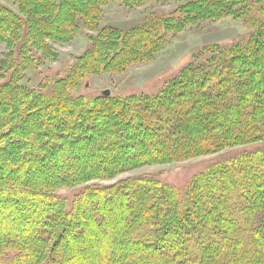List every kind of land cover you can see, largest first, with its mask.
I'll use <instances>...</instances> for the list:
<instances>
[{
    "label": "trees",
    "instance_id": "1",
    "mask_svg": "<svg viewBox=\"0 0 264 264\" xmlns=\"http://www.w3.org/2000/svg\"><path fill=\"white\" fill-rule=\"evenodd\" d=\"M48 3L55 11L56 20H62L61 13L66 7L64 8L59 0H48ZM75 3L68 0L67 8L76 9ZM235 3L233 0H227V3L223 0H203L200 5L202 10L204 7L209 8L207 14L211 17L215 15L225 18L233 15L239 20L247 21L254 29L248 39L229 48L219 45L209 48L205 52L206 55H202L201 62L183 71V74L191 72V76L180 78V81L172 80L156 95H139L136 100L133 98L135 102L130 105L131 109L128 106L127 110L126 107L122 110L110 107L105 117L98 122L92 120L93 123L86 126L91 127L93 124V128L98 126L105 129L106 126H116L114 123L118 119L120 121L122 116L130 118L133 116L134 119H139L140 122L137 121L139 124H145L150 130L158 132V137L165 143H182L196 133L200 135V142L195 141L192 146L181 144L177 150L172 151L170 155L167 154L161 164H169L171 160L181 162L214 154L238 145L264 142V0L239 1L240 5L245 4L244 8H238ZM97 11L95 8L92 13ZM166 20L151 21L152 25H155V30H152L153 35L147 41L148 45L165 40V32L160 31L165 27ZM90 21L96 23V19ZM178 21L180 26V20ZM0 22L6 23L3 29L8 33L11 30L15 32L14 29L20 33L15 45L16 55L13 62L14 72L19 71L21 78L12 80V74L6 75L5 83L0 86V95H4L5 98L7 96L4 102L11 106V113H0V159L3 160L4 155L11 157L8 161L10 163L0 165L1 167L8 165L9 170L17 171L18 167L13 164L19 161L22 162L21 165L25 164L24 162L42 165L43 160L54 159L55 152L65 143H69V147L74 149L73 146L78 142L75 131L83 122L74 123L72 114L66 115L68 107L73 106V112L71 110L73 116L81 117L86 112L82 109L84 106L85 110L93 106V112L99 110L102 112V109H99L102 107L98 106V103L109 102L115 105L126 102V99L99 97L86 100L74 97L70 91L80 80V75L86 74L85 69L90 67L89 65L78 66L65 77L51 85L48 84L47 89L53 87L50 94L42 91L43 88L35 90L24 86L23 76L42 60L37 47L40 40L55 35L37 33V30L31 29L29 17L21 14V11H14L1 5ZM68 23L70 25L68 24L67 29L80 26L79 21L74 19H69ZM102 33L110 39L102 40L104 46L110 47L112 42L114 46L116 43L123 45V41L119 40L121 36H118L123 33L121 29L111 26L103 29ZM138 42L136 41L134 45ZM134 45L130 44L129 55L132 58L139 57V52L135 53L138 48ZM118 52L111 50L110 55L105 53L100 57L98 51H93L91 63L96 61L100 64L105 56L107 59L110 57L117 59ZM257 71H261L262 75L255 77L259 74ZM191 83L198 87L194 90ZM10 87L11 92L6 94L5 91ZM22 106L26 108L23 109ZM43 108L47 110V115L41 123L36 118ZM59 113L64 114L61 125L54 121ZM238 114L241 118L237 117ZM200 115L205 116L206 122L211 119L210 128L206 123L197 124ZM238 123L241 124L238 130L232 129ZM222 125H227L230 129L223 133L217 132L215 128ZM67 129L69 130L65 134ZM205 129L207 132L210 131L201 135ZM150 163L145 159V165ZM115 167L118 168L117 165ZM24 168L29 169V166L25 165ZM106 171L109 170L104 168L101 172ZM5 172L6 170L4 171L6 175ZM89 174L91 173L87 172L83 177L79 175L72 179L67 177L69 183L60 184L57 189L68 188L69 184L71 186L76 181L78 184L91 180L86 179L92 177ZM129 182L141 185L143 194L139 193V189L131 194L122 192L123 197L128 199L127 207L131 209L133 216L129 217L127 214L122 217L123 224L120 228L125 235L122 247L116 249V253H112L106 264H264V148L201 173L182 193L146 177L125 180L117 188L122 190ZM6 186L0 187V193L15 197L30 196L45 201V205L47 204L54 214H58V218L51 216L50 220H44L45 230L40 229L42 237L31 240L34 244L52 243L50 249L47 245H36L39 250H32V253L27 254L29 249L20 242L13 243L9 248L4 242L3 244L0 242V264H16L21 261L29 264L62 263L63 254L57 252L56 247L68 229L64 227L65 223L72 226L75 221L73 218L82 213L84 205L88 203L93 205L90 202L92 200L87 199L89 195H106L113 189L112 187L89 189L67 208L64 199L55 195L39 194L41 187L39 185H30L32 188H28L24 182L22 184L9 180ZM257 191L261 195H257ZM96 206H99V203H96ZM152 208L154 213L150 211ZM7 210L15 211L9 208ZM54 224L51 230L49 227ZM28 228L31 229L32 226ZM82 235L83 232L78 233V237ZM146 251L161 253L153 257H142L139 254ZM8 252L14 255L9 257L11 253Z\"/></svg>",
    "mask_w": 264,
    "mask_h": 264
},
{
    "label": "rangeland",
    "instance_id": "2",
    "mask_svg": "<svg viewBox=\"0 0 264 264\" xmlns=\"http://www.w3.org/2000/svg\"><path fill=\"white\" fill-rule=\"evenodd\" d=\"M59 1L64 8L66 7L61 13L62 20H56L55 11L49 7L48 0H0L1 6L21 11V14L29 17L33 26L31 29L37 30V33H45L47 36L51 33L55 35L41 39L39 45H36L42 60L39 65L28 70L23 76L22 84L35 90L43 88L42 91L50 94L53 87L47 89L48 84L51 85L65 77L68 72L78 66L89 65L90 67L85 69L86 74L80 75V80L72 87L71 94L76 98L93 100L105 97L103 93L109 91L108 97L126 99V102L115 105L109 102L98 103L97 105L102 107L99 108L102 109V112L98 111L100 113L93 112V106L86 110L84 106L82 109L86 112L81 117L73 116L71 113L73 106L68 107L66 115L72 114L74 123L83 122L80 128L75 131V135H77L75 138L78 141L73 146L75 150L69 147V143H65L55 152L54 159H45L41 163L42 165H33L27 162L21 165L22 162L19 161L13 164L18 167L17 171L9 170L8 165L1 167L4 163H10L8 161L11 157L4 155L3 160L0 159L2 170H0V187L6 188L9 180L22 184L24 182L28 188H32L30 185H39L41 186L39 194L45 193L64 199L67 202V208L89 189L112 187L113 189L106 195H89L87 199L90 198L93 205L85 204L82 209L83 215L80 213L75 216L72 226L65 223L64 227L68 229L63 233L61 242L56 247L57 252L63 254V262L60 264H106L112 253H116V249L122 247L121 243L125 237L123 229L120 228L123 224L122 217L127 214L130 215L129 217L133 216L131 209L127 207L129 206L128 199L123 197L122 192L131 194L138 189L139 193L143 192L142 186L137 185L136 182L127 183L121 190L117 188L121 182L146 177L171 186L182 193L201 173L212 167L228 164L241 155L263 149L264 142L238 145L214 154L194 157L181 162L171 160L169 164H161L162 159L177 150L181 144L192 146L195 141L200 142V135L196 133L182 143H165L161 137H158V132L150 130V127H146L143 121L144 125L139 124V119H134L133 116L132 118L119 117L120 121L118 119L114 123L116 126H106L105 129L98 126L93 128V124L91 127L86 125L93 121L98 122L99 119L105 117L110 107H118L121 110L126 107L127 110V106L130 108V105L134 104L133 98L136 100L139 95H156L172 80L180 81V78L191 76V72L183 74V71H187L186 69L201 62L202 55L205 56V52L209 48L215 45L229 48L248 39L254 29L247 21L239 20L233 15L225 18L209 16L207 14L209 8L204 7V10L201 8L200 3L203 0H198V2H193L194 0H139L138 2L73 0L76 2V9L72 10L67 8L68 0ZM224 1L227 3V0ZM233 1H236L238 8H244V3L241 5L238 3L241 0ZM95 8L98 11L92 13ZM251 11L254 12V10ZM69 19L79 21V28L73 26L72 29H67ZM95 19L96 23L90 21ZM153 19H167L165 27L160 31V33L165 32V40L159 43L153 41V45H148L147 41L153 35L152 30H155V25L151 23ZM178 20H180V26H178ZM5 26L6 23L0 22V86L5 83L6 75L12 74V80L21 78L19 71L14 72L13 62L16 55L15 45L19 40L20 33L19 31L17 33L16 29L14 30L17 34L12 30L8 33L3 29ZM111 26L119 28L123 32L118 35L121 36V39L117 37L123 41V45L120 46L116 43L114 46L112 42L113 49L112 45L104 46L102 42L104 38H107L106 34L102 33L103 29ZM67 35L70 37H66ZM136 41L139 42L134 45ZM130 44L138 48L134 50H136L135 53L139 52V57L133 56L132 58L129 55L131 54ZM111 50L119 51L117 59H115L116 57L107 59L105 56L100 64L96 61L91 63V59H93L91 52L98 51L101 57L105 53L110 55ZM257 72L259 74H256L255 77L262 75L261 71ZM191 85L194 90L198 87L193 83ZM11 90L10 87L5 93L9 94ZM4 99L6 100L7 96L5 98L4 95H0V113L9 114L11 106L7 105L8 103L6 104ZM22 108L26 107L22 106ZM223 110L226 111L225 108ZM46 115L47 110L43 108L36 120L43 123ZM63 116L64 114L59 113L58 118L54 120L55 123L61 125ZM204 117V115H200L197 124L204 125L206 123L210 128L212 126L211 119L206 122ZM237 117L241 118V115L238 114ZM214 119L212 118V120ZM240 125L238 123L232 129L238 130ZM226 129H230L229 126L222 125L215 128L220 133ZM152 132L154 135L151 134ZM208 132L205 129L201 135ZM69 133L71 132L69 131ZM89 139L92 140L87 142ZM145 159L151 163L145 165ZM25 165L29 166V169L24 168ZM116 165L118 168L115 167ZM104 168L109 171L102 173ZM5 170L6 175L4 174ZM87 172L91 173L89 176L92 177L86 176V179L91 180L78 184L76 181L71 186L69 184L68 188L57 189L60 184L69 183L67 177L71 179L79 175L83 177ZM257 195L261 194L257 191ZM45 203L35 197H15L0 193V242L2 244L4 242L8 248L13 243L20 242L30 250L27 251V254L32 253V250H39L36 245L46 246L49 244L48 242L36 244L31 242L32 239L42 237L40 229L45 230L44 220H50L51 216L58 218V214H54ZM96 203H99V206H96ZM8 208L15 211L10 212L7 210ZM150 211L154 213V208ZM29 226L32 228L29 229ZM53 226L55 224L49 228L52 230ZM79 232H83L84 235L78 237ZM51 244L47 245L49 249ZM159 253L161 252L155 251L154 254L146 251L139 254L142 257H153ZM13 255L11 253L9 257ZM23 262L16 264H29V262Z\"/></svg>",
    "mask_w": 264,
    "mask_h": 264
},
{
    "label": "water",
    "instance_id": "3",
    "mask_svg": "<svg viewBox=\"0 0 264 264\" xmlns=\"http://www.w3.org/2000/svg\"><path fill=\"white\" fill-rule=\"evenodd\" d=\"M109 94H110V92H109V91H105V92L103 93V95H104L105 97H108V96H109Z\"/></svg>",
    "mask_w": 264,
    "mask_h": 264
},
{
    "label": "bare ground",
    "instance_id": "4",
    "mask_svg": "<svg viewBox=\"0 0 264 264\" xmlns=\"http://www.w3.org/2000/svg\"><path fill=\"white\" fill-rule=\"evenodd\" d=\"M89 197V196H88ZM11 211H12V209H11Z\"/></svg>",
    "mask_w": 264,
    "mask_h": 264
}]
</instances>
